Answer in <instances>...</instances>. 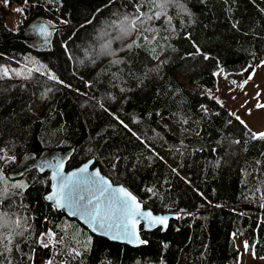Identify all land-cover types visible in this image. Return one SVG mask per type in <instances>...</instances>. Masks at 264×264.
<instances>
[{
  "label": "trees",
  "instance_id": "trees-1",
  "mask_svg": "<svg viewBox=\"0 0 264 264\" xmlns=\"http://www.w3.org/2000/svg\"><path fill=\"white\" fill-rule=\"evenodd\" d=\"M34 18L56 24L49 45L24 38ZM108 29L111 52L97 42ZM263 57L264 0H0V264L34 252L47 264H232L237 239L264 257V139L198 94ZM45 97L52 110L12 132ZM43 148H73L66 167L94 157L145 206L179 213L178 228H140V246L92 234L44 199L48 171L7 176ZM47 230L60 242L40 244Z\"/></svg>",
  "mask_w": 264,
  "mask_h": 264
},
{
  "label": "snow or ice",
  "instance_id": "snow-or-ice-1",
  "mask_svg": "<svg viewBox=\"0 0 264 264\" xmlns=\"http://www.w3.org/2000/svg\"><path fill=\"white\" fill-rule=\"evenodd\" d=\"M16 10L23 11L22 8ZM134 24L135 21H133V26ZM35 30L42 36L50 35L48 28L44 25L37 26ZM121 32L127 34V29L121 26ZM50 78L56 79L55 76ZM253 138L264 139V132L253 134ZM63 163L61 159L55 165L51 162L44 164L46 167L53 168V179H58V182L53 184L52 195L47 199L54 201L57 208L67 209L71 215L78 216L89 224L93 231L103 230L105 234H110L112 239H125L131 243L139 240L134 230L139 222L137 217L148 221L149 227L167 226V216H153L151 212H142L140 203L130 192L122 186L113 188L109 181L100 177L98 170L84 176L82 174L88 173V165H85L79 169L80 175L72 173L64 176L62 174ZM14 187H25V185H14ZM247 248L248 245L245 242V249Z\"/></svg>",
  "mask_w": 264,
  "mask_h": 264
},
{
  "label": "rangeland",
  "instance_id": "rangeland-1",
  "mask_svg": "<svg viewBox=\"0 0 264 264\" xmlns=\"http://www.w3.org/2000/svg\"><path fill=\"white\" fill-rule=\"evenodd\" d=\"M14 6H17L14 4ZM21 18L16 12L7 14L5 18V24L14 28L16 24L21 23ZM111 29L99 35L97 42L103 44L105 48L100 50L111 52L110 49V35ZM97 47L95 50H99ZM243 67L241 65L239 68ZM228 69V70H227ZM222 68L218 74V80L215 88L211 90L202 89L198 92L201 104H206L207 100L214 98L221 101L226 108L229 109L234 117L241 118L249 127L253 129L255 133L263 132V129L259 126L264 122V57L259 61L252 63L247 71L238 72L235 69ZM242 76L239 73H242ZM228 73L232 75H228ZM249 77H251L249 79ZM180 81L184 83L185 87L191 91L196 92L197 87L194 84H190L186 79L179 77ZM247 81V83H245ZM241 85H243L241 87ZM258 105H261L258 107ZM53 103L50 104L49 97L35 98L27 108L25 114L21 116L12 126V132L20 134L21 131L29 126V124L44 115L46 112L52 110ZM259 116V117H258ZM262 122H261V118ZM258 118V119H257ZM50 241L60 242V236L53 234L47 230L42 232L38 237L40 244H45ZM241 242L237 239V243ZM239 264L240 260L247 261L249 264H264V257H256L249 255L245 252V245L239 244ZM31 264H47V258L39 257L35 252L31 258Z\"/></svg>",
  "mask_w": 264,
  "mask_h": 264
},
{
  "label": "water",
  "instance_id": "water-1",
  "mask_svg": "<svg viewBox=\"0 0 264 264\" xmlns=\"http://www.w3.org/2000/svg\"><path fill=\"white\" fill-rule=\"evenodd\" d=\"M39 25H44L48 28V32L50 35L47 37L42 36L36 31L35 29ZM56 24L51 23L50 21L42 18H34L32 20H29L26 25L24 26L23 29V35L24 38L32 45V46H44V45H49L52 42V39L54 37V30L56 29ZM73 152V148H68L65 150L59 149V148H43L39 153H35L32 151L26 152L15 164L10 165L6 168V174L9 178H17L23 175L25 172L31 169H36L38 172H43V171H48V178H49V187L48 190L44 193V199L54 205V207L57 210L63 211L68 217L75 218L77 219L81 224H83L92 234L103 236L111 241L115 242H120V243H125L130 246H140V245H145L147 244V241L142 238L140 234V228L145 231H151L157 227L160 228L161 231H164L166 227L168 226L169 222H172L176 227L178 228V214L175 211H154L150 207L145 206L143 202L137 197V195L131 191L125 184L122 182H115L113 181L108 175H106L98 165H93L94 162V157L87 158L86 160H83L79 164L72 166V167H66V163L69 160L71 154ZM63 160V169H62V174L64 176H68L69 174L72 173H77L79 174V169L84 167L85 165H88V173L82 174L84 176H88L89 174L99 171L100 177L105 178L107 181L110 182L111 186L113 188L117 187H123L125 188L128 192L132 194L136 198V200L140 203L141 205V211L142 212H151L153 216H167V226L163 225H155L152 227H149L148 221L137 217L138 223L135 225V233L137 234L139 240L134 241L129 243L125 239H112L110 234H105L103 230H97L93 231L92 227L85 223L82 219H80L78 216H73L70 214L69 210L63 209V208H57L54 204V201L47 199L48 196L52 195L53 193V184L58 182L57 180L53 179V168L52 167H46L44 166L45 162H51L53 165L58 160ZM146 242V243H142Z\"/></svg>",
  "mask_w": 264,
  "mask_h": 264
},
{
  "label": "crops",
  "instance_id": "crops-1",
  "mask_svg": "<svg viewBox=\"0 0 264 264\" xmlns=\"http://www.w3.org/2000/svg\"><path fill=\"white\" fill-rule=\"evenodd\" d=\"M225 106V105H224ZM259 117V116H258ZM261 118V117H260ZM241 119V118H240ZM258 119V118H257ZM262 119L263 118H261V122H262ZM242 121V120H241ZM244 122V121H243ZM245 123V122H244ZM246 124V123H245ZM247 125V124H246ZM248 126V125H247ZM259 126L263 129V132H264V122H262L261 124L259 123ZM249 127V126H248ZM252 131H253V129L251 128V127H249ZM254 132V131H253ZM255 133V132H254ZM238 260H239V258H238ZM238 262V261H237ZM237 262H235V263H237ZM239 264H249L247 261H242V260H240V263Z\"/></svg>",
  "mask_w": 264,
  "mask_h": 264
},
{
  "label": "bare ground",
  "instance_id": "bare-ground-1",
  "mask_svg": "<svg viewBox=\"0 0 264 264\" xmlns=\"http://www.w3.org/2000/svg\"><path fill=\"white\" fill-rule=\"evenodd\" d=\"M43 19V18H42ZM47 20V19H46ZM49 21V20H48ZM51 22V21H50ZM52 23V22H51ZM54 24V23H53ZM95 162V161H94ZM93 162V165H96L95 163Z\"/></svg>",
  "mask_w": 264,
  "mask_h": 264
}]
</instances>
